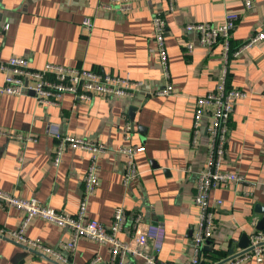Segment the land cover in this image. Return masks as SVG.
Segmentation results:
<instances>
[{
  "label": "crops",
  "instance_id": "crops-1",
  "mask_svg": "<svg viewBox=\"0 0 264 264\" xmlns=\"http://www.w3.org/2000/svg\"><path fill=\"white\" fill-rule=\"evenodd\" d=\"M134 0L118 9L115 0H0V60L22 56L39 68L49 62L64 66L107 71L140 80L130 97L93 95L89 101L65 94L59 105H40L31 94H0V190L21 198H36L58 211L73 215L83 191L89 154L67 149L59 165L52 163L55 140L47 134L49 123L62 133L90 138L106 145L97 159V187L89 197L87 215L109 224L113 209L123 206L126 223L118 234L129 241L131 223L138 214L146 223L160 225L155 240L158 259L167 264H191L192 228L197 220L193 203L196 172L207 156L209 137L203 125L196 145L191 144V99L210 90L224 64L222 46L204 47L186 22L222 19L224 12L239 14L229 41L236 50L264 22V0ZM108 4L110 9L99 6ZM166 21L165 45L172 92H156L167 80L159 64L153 39L152 16ZM84 20L92 26L86 29ZM193 44L191 53L186 43ZM228 87L245 93L235 102L228 123L223 169L243 177L211 192L222 200L215 211V228L202 248L200 264H227L238 252L241 235L260 229L264 215V40L238 56H228ZM0 73V86L2 84ZM131 124L129 138L122 128ZM33 141H21L18 135ZM144 146L135 155L137 176L122 183L124 156L118 148ZM190 165L191 171H186ZM23 212L0 208V227L13 230ZM27 237L56 248L66 262L36 252L0 236V264H86L95 254L106 260V245L82 237L74 253L60 248L70 231L41 218H32ZM123 264H144L128 254ZM240 264H264L253 258Z\"/></svg>",
  "mask_w": 264,
  "mask_h": 264
},
{
  "label": "built area",
  "instance_id": "built-area-1",
  "mask_svg": "<svg viewBox=\"0 0 264 264\" xmlns=\"http://www.w3.org/2000/svg\"><path fill=\"white\" fill-rule=\"evenodd\" d=\"M134 0H115L118 9L125 11ZM167 12L175 9L174 0H166ZM246 8L251 7V0H243ZM110 9L108 4L99 6ZM239 14L235 11L224 12L222 19L217 22L188 21L184 25L185 32H194L199 43L204 47H213L220 43L224 61L214 86L204 94L191 99V144L196 145L200 131L209 137L207 156L204 164L196 172L194 183L193 203L197 207V220L192 228V257L191 264H200L202 248L211 239L215 228V211L221 206L222 200L211 198V192L219 187L239 182L243 177L235 172L223 169L225 145L227 143L228 123L233 112L235 102L245 93L239 89L228 87L227 58L229 38L236 26ZM153 39L156 46L159 64L163 77L167 82L156 93L167 95L172 92L173 85L169 79L168 54L165 45L166 21L162 13L157 12L151 18ZM86 29L92 26L89 20H84ZM264 40V22L260 29L247 38L232 56L236 57L252 45ZM187 52L193 50L192 42L186 43ZM0 73L2 84L0 94L26 95L31 94L40 105H59L65 94L73 96L76 100L89 101L93 95L130 97L142 82L129 77L112 74L107 71H97L90 68L64 66L46 62L43 66L35 68L30 65L27 58L22 56H9L0 60ZM132 127L126 122L122 128L125 139L129 138ZM203 130V129H202ZM47 134L55 140L52 163L57 166L61 162L62 154L67 149L83 150L89 154L88 165L83 175V191L80 195L77 209L73 215L58 211L49 204L41 203L36 198H21L0 190V208L12 207L23 212L20 225L7 230L0 227V236L8 237L16 244L23 245L36 252L48 254L58 261L66 262L67 258L54 247L44 244L40 240L26 236L25 230L32 218H41L59 227L70 231V238L61 242L60 248L68 253H74L79 238L85 237L94 242L106 245L109 256L104 260L95 254L86 264H123L128 254L139 255L144 264H167L158 259L160 243L155 240V232L160 225L146 223L140 227L141 220L137 214L132 223V233L129 241H122L118 234L126 223V212L119 205L113 209L109 224L90 218L87 215L89 197L97 187V159L106 152V145L90 138L62 133L56 123H49ZM21 141H33L28 135H18ZM144 150V146L128 144L118 148L124 156L122 183L127 186L137 176L135 155ZM191 171V166L186 167ZM253 258L256 262L264 261V231L254 230L248 235V244L238 252L230 254L225 261L227 264H240L242 261Z\"/></svg>",
  "mask_w": 264,
  "mask_h": 264
},
{
  "label": "water",
  "instance_id": "water-1",
  "mask_svg": "<svg viewBox=\"0 0 264 264\" xmlns=\"http://www.w3.org/2000/svg\"><path fill=\"white\" fill-rule=\"evenodd\" d=\"M263 223H264V215L262 216V218H261V220L259 222V226L258 227L260 229L262 228ZM247 244H248V236L245 235V234H242L241 235V239H240V241L238 243V247L242 249V248L246 247ZM227 259L228 258H226L224 261H226Z\"/></svg>",
  "mask_w": 264,
  "mask_h": 264
},
{
  "label": "trees",
  "instance_id": "trees-1",
  "mask_svg": "<svg viewBox=\"0 0 264 264\" xmlns=\"http://www.w3.org/2000/svg\"><path fill=\"white\" fill-rule=\"evenodd\" d=\"M233 51H234V50L231 49V47H230V41H229V49H228V52H227L228 56H230V55L232 54ZM226 84H227V83H226Z\"/></svg>",
  "mask_w": 264,
  "mask_h": 264
}]
</instances>
